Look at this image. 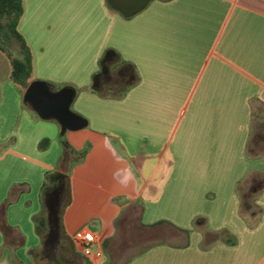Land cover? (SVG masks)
I'll return each instance as SVG.
<instances>
[{"label": "crops", "instance_id": "0c3cea01", "mask_svg": "<svg viewBox=\"0 0 264 264\" xmlns=\"http://www.w3.org/2000/svg\"><path fill=\"white\" fill-rule=\"evenodd\" d=\"M119 15L107 0H23L31 81L70 86L74 101L102 66L94 90L134 86L109 103L111 123L102 98L78 94L87 124L59 138L55 120L23 103L0 49V221L21 243L0 225V264H115L132 212L186 241L150 243L121 264H264V0H150ZM118 52L128 62L113 69ZM79 229L96 234L89 252L72 240Z\"/></svg>", "mask_w": 264, "mask_h": 264}, {"label": "rangeland", "instance_id": "374dc122", "mask_svg": "<svg viewBox=\"0 0 264 264\" xmlns=\"http://www.w3.org/2000/svg\"><path fill=\"white\" fill-rule=\"evenodd\" d=\"M119 17H121V19H124V20L127 19V18L120 16V15H119ZM11 41H13V43H15V44H13L12 42L6 43L4 41V45L13 54L18 55L19 46L14 39H11ZM117 44H118L119 48L121 49V51L124 52L126 49L125 31L119 32ZM127 62L128 61L126 60L125 55L121 54V52H118V58L115 60V62L112 63V68L113 69L119 68V66H122V65L126 64ZM101 69H102V66L101 67L99 66L97 69V72H95L93 75H91V77L89 79L90 82H89V85L87 86V88H82V87L76 88L77 89V96L71 105V110H73L74 112H76L78 114H79V112H84V110H83L84 107H83V105L80 104L82 102V100H80V96H79V98H77V97H78V94H81L84 90L87 89V90L92 91V93L96 94L99 98H102V99L97 101L98 102L97 109H99V110L105 109V114L110 115V116H108V118L110 119V120H108V122L111 123V122H113L112 118L114 116H112L111 112H109L110 108H113L111 106L109 107V103L111 101H118L119 99H122L124 97V94L127 91H129L134 85H129L127 83H125V84L121 83L122 85L121 84L119 85L121 87L118 90V92L101 94L97 90H94V76L98 72H100ZM54 71L57 74L60 73V71H58L57 69H54ZM76 71H78L81 76H84L86 73H88V67H85L84 69L83 68L76 69ZM59 86L61 87L64 85H59ZM93 123L94 122L91 121V124L89 126H87L86 128H84V130H89ZM71 133H75V132H65V133H62V135H60V131H59V138L65 139L66 137L71 135ZM60 141H62V140L60 139ZM261 184H262V186H264V180L261 182ZM126 216L124 218V221H125L124 224L120 225L121 227H120L119 232L117 234V241L115 242V244H113V247L111 249V254H112L111 257H112V260L114 261L115 264L123 263L130 256H132V254L134 252H136L137 250H139L141 248H144L146 245L153 243V242H167V243L176 244V243H184L186 241L185 235L181 234L180 232H178L177 230H175L169 226H159L156 229H150V230H145V229L141 228L139 226V222H138V219L136 217L137 212H132L129 214L126 213ZM62 256L65 258L63 259ZM48 258H49V260L53 261V262H51V264L52 263L53 264H65L67 262V260H65L67 258V256H65V255H49ZM36 263L37 264H49V262L47 263L45 255H39Z\"/></svg>", "mask_w": 264, "mask_h": 264}, {"label": "water", "instance_id": "95a60500", "mask_svg": "<svg viewBox=\"0 0 264 264\" xmlns=\"http://www.w3.org/2000/svg\"><path fill=\"white\" fill-rule=\"evenodd\" d=\"M150 0H107L108 5L122 14L130 17L143 10ZM75 90L64 86L52 90L41 80H32L25 88L22 101L28 105L42 120H55L61 132L76 131L86 126L85 118L71 110Z\"/></svg>", "mask_w": 264, "mask_h": 264}, {"label": "trees", "instance_id": "16d2710c", "mask_svg": "<svg viewBox=\"0 0 264 264\" xmlns=\"http://www.w3.org/2000/svg\"><path fill=\"white\" fill-rule=\"evenodd\" d=\"M23 13V0H0V49L7 55L11 64L10 79L23 90L27 87L32 78V54L25 42L23 36L19 33L17 27ZM14 39L19 46L18 55L13 54L4 45V41L11 42ZM105 69L102 68L101 71ZM99 73L94 76V86H97ZM262 182V181H261ZM257 189H251V192L241 196V212L249 213L253 201V194ZM2 209H0L1 213ZM255 215V212H251ZM7 240L19 245V240L15 236L12 228L0 221Z\"/></svg>", "mask_w": 264, "mask_h": 264}, {"label": "built area", "instance_id": "2783aa9c", "mask_svg": "<svg viewBox=\"0 0 264 264\" xmlns=\"http://www.w3.org/2000/svg\"><path fill=\"white\" fill-rule=\"evenodd\" d=\"M72 240L85 252H89L92 244L97 240L96 234L91 229H79L72 235Z\"/></svg>", "mask_w": 264, "mask_h": 264}, {"label": "flooded vegetation", "instance_id": "af4514ba", "mask_svg": "<svg viewBox=\"0 0 264 264\" xmlns=\"http://www.w3.org/2000/svg\"><path fill=\"white\" fill-rule=\"evenodd\" d=\"M103 78H104V77H103ZM48 245H53L51 235H49V237H48Z\"/></svg>", "mask_w": 264, "mask_h": 264}]
</instances>
